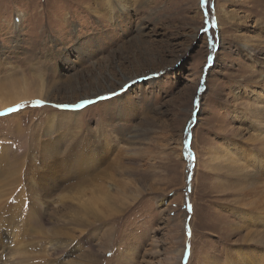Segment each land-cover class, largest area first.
Here are the masks:
<instances>
[{"label": "rangeland", "instance_id": "rangeland-1", "mask_svg": "<svg viewBox=\"0 0 264 264\" xmlns=\"http://www.w3.org/2000/svg\"><path fill=\"white\" fill-rule=\"evenodd\" d=\"M40 78L0 108V264H264V0H0V88Z\"/></svg>", "mask_w": 264, "mask_h": 264}, {"label": "bare ground", "instance_id": "bare-ground-1", "mask_svg": "<svg viewBox=\"0 0 264 264\" xmlns=\"http://www.w3.org/2000/svg\"><path fill=\"white\" fill-rule=\"evenodd\" d=\"M121 7L123 6H118L117 8H121ZM219 8H220L219 12L223 13V16H221L220 13L218 14V17L222 23L223 22L228 23L230 19H234L233 15L230 13L231 10L227 8H223L220 5V3H219ZM110 9H112V7H110ZM35 86H32L30 85L29 82L24 81L22 84H12L6 89L0 88V108L5 107L10 103L18 102L20 100H27L32 97H42L45 92L43 79L40 78L37 81V84ZM94 140H96V138H94ZM94 140L92 141L90 140V141L93 143ZM48 141L49 139H47V141H45L42 144L41 149H40V158L44 159L40 163L43 166H45L46 169L57 171L63 168L64 169L72 168L70 169V171L75 172V170L79 168L80 173H82V165L85 162L89 164L90 160L93 161L94 159L93 153L91 157L90 155H87L86 157L82 156L85 154V149H86L85 143H82V142L78 143L75 140H71L70 143L72 145H70L69 147H66L65 150L64 149L60 150L61 146L63 145L60 142H58L56 144V150L59 151V155H58L52 143L51 144L47 143ZM95 147L97 148V146ZM5 160H6V155L4 156V153L0 154V163ZM74 165L75 166L77 165V168ZM3 167H5L4 164H3ZM7 170L8 169L5 167V172ZM9 170L10 172H12V170H14L13 166ZM1 174L2 172L0 171V175ZM34 174H36V172Z\"/></svg>", "mask_w": 264, "mask_h": 264}, {"label": "snow or ice", "instance_id": "snow-or-ice-1", "mask_svg": "<svg viewBox=\"0 0 264 264\" xmlns=\"http://www.w3.org/2000/svg\"><path fill=\"white\" fill-rule=\"evenodd\" d=\"M205 2H206V0H201V5H203ZM207 15H208V13H205V16H207ZM207 23H208V21L205 20L204 21L205 26L201 28V32L202 33L206 34L209 31V28L206 26ZM213 26H215V25H213ZM213 41H214V38L213 37H209V41H208L206 47L207 48L212 47ZM207 60L208 61H213L214 57L213 56H208ZM205 67L207 68L208 65H205ZM203 83H204V80L202 79L201 84H203ZM201 91H204V89H201ZM115 95H118V92L112 91L109 96H107V97H98L96 100L82 99L80 101V103H78V104L57 103V104L51 105V107L59 109V110L79 111V110L83 109L85 106H88V105H91V104H95V103H99L100 100L111 99ZM198 103H199V101H194V104H198ZM32 106L33 107H43V106H45V101H43V100H34V101H32ZM23 107H24L23 104H18L15 107L5 109L3 113H0V115L16 112V111L22 109ZM185 144H187V141H185Z\"/></svg>", "mask_w": 264, "mask_h": 264}]
</instances>
